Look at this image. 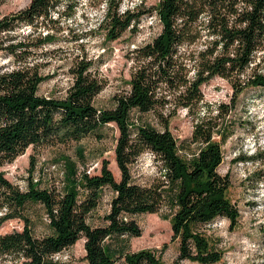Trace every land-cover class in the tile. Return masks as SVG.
Segmentation results:
<instances>
[{
    "label": "trees",
    "instance_id": "trees-1",
    "mask_svg": "<svg viewBox=\"0 0 264 264\" xmlns=\"http://www.w3.org/2000/svg\"><path fill=\"white\" fill-rule=\"evenodd\" d=\"M122 1L91 0L105 4L99 27L108 39L134 30L146 13H156L162 30L132 51L129 87L113 96L112 107L95 105L103 83L85 56L70 67L73 83L66 96L39 93L49 78L41 70L39 50L54 37L50 29L64 15L71 16L79 0H31L0 18V52L12 55L17 64L0 72V227L12 218L24 222L22 230L0 235V264L8 257L29 264H63L55 254L81 238L89 264H115L118 259L123 264H163L152 249L130 250L129 238L142 235L134 216L143 213L171 220V241H179L173 264H214L223 258L204 229L218 217L227 218L231 226L240 217L228 195L230 177L219 167L230 135L227 115L245 88L264 89V0H160L149 9L140 4L122 9ZM26 26L27 34H17ZM217 76L228 79L234 91L230 104L213 108L204 103L202 85ZM181 108L195 118L190 140L199 148L189 157L180 153L183 148L170 130V120ZM149 113L155 123L142 119ZM110 124L119 133V180L107 159L100 173L91 174L79 170L77 159L66 157L60 187L41 186L42 179L33 176L34 158L26 189L1 170L31 145L79 142ZM145 152L152 153L158 171L150 184L141 185L133 180L132 166ZM105 188L114 196L104 224L95 226L89 217ZM33 205H40L48 218L50 231L43 236L32 229Z\"/></svg>",
    "mask_w": 264,
    "mask_h": 264
},
{
    "label": "rangeland",
    "instance_id": "rangeland-1",
    "mask_svg": "<svg viewBox=\"0 0 264 264\" xmlns=\"http://www.w3.org/2000/svg\"><path fill=\"white\" fill-rule=\"evenodd\" d=\"M160 0H123L121 8H131L140 4L149 9ZM31 0H5L0 5V18L29 5ZM105 4L96 5L91 0H79L71 16H63L54 29V37L39 50L41 70L49 78L39 87V93L47 96L64 97L73 83L70 67L77 57L85 56L93 62L92 70L103 83V89L95 97L99 108L112 107L113 96L127 89L132 71V51L152 41L162 30L155 12L146 13L134 30L125 31L119 38L110 40L104 29L99 27ZM63 10V8H61ZM46 33L48 29H42ZM30 31L29 26L20 28L17 34ZM20 38V36H19ZM17 66L15 58L0 52V72ZM264 71V62L260 65ZM204 103L217 108L221 103H231L233 87L228 79L217 76L202 85ZM215 113V111H214ZM138 117V114H135ZM143 120L156 122L154 116L142 115ZM195 118L188 110L181 108L170 120V130L177 138L180 153L190 156L199 145L191 143ZM230 135L223 145L224 159L219 167L222 175L228 174L231 186L228 195L240 211L235 226L225 217H218L205 226V233L217 248L222 250L223 258L214 264H264V89L247 87L240 93L235 105L226 117ZM118 130L114 124L107 125L96 134H91L79 142L57 144L33 148L14 161L5 163L1 170L6 177L22 189L27 188L30 176V161L35 159L33 172L41 178L42 187L53 184L60 187L64 176L66 157L77 159L79 170L91 174L100 173L102 161L107 159L115 177L120 179V170L115 159V146ZM101 137V138H100ZM183 145L185 147H183ZM81 152L84 159L80 160ZM158 171V163L150 152L142 154L132 166L134 182L148 185ZM114 193L105 188L101 202L89 217L97 226L104 224V216L110 211ZM32 229L35 235L49 233L48 218L40 205L31 207ZM142 228V235L130 237V250L152 249L159 254L163 264H173L179 254V241H171L172 226L170 219H163L160 213H143L134 216ZM23 220L12 218L0 227V235L22 230ZM85 239L56 253L55 258L63 264H89L85 258ZM118 259L115 264H123ZM6 264H29L24 258L8 257ZM182 264H201L184 260Z\"/></svg>",
    "mask_w": 264,
    "mask_h": 264
}]
</instances>
